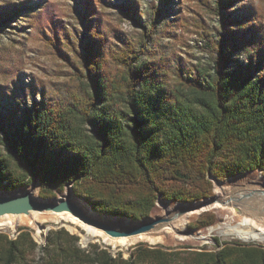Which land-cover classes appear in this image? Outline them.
Returning a JSON list of instances; mask_svg holds the SVG:
<instances>
[{
	"label": "trees",
	"instance_id": "obj_1",
	"mask_svg": "<svg viewBox=\"0 0 264 264\" xmlns=\"http://www.w3.org/2000/svg\"><path fill=\"white\" fill-rule=\"evenodd\" d=\"M227 1H214L221 30L204 40L210 72L203 76L195 69L186 77L177 67L173 86L155 78L143 40L105 47L106 35L92 28L93 9L86 3V41L79 44L64 29L62 35L83 69L86 89L68 102L42 94L29 106L23 100L0 112V190L37 179L39 197L48 199L71 182L74 195L93 211L140 220L159 195L176 202L210 197L209 177L225 180L255 170L264 177V59L229 68L245 39L229 28L237 22L225 15ZM22 10L15 3L1 5L0 31L10 29ZM105 63L117 70L106 71ZM77 242L63 230L41 246L27 232L15 239L0 233V264H264V248L237 243L215 251L145 249L123 259L95 244L81 249Z\"/></svg>",
	"mask_w": 264,
	"mask_h": 264
},
{
	"label": "rangeland",
	"instance_id": "obj_2",
	"mask_svg": "<svg viewBox=\"0 0 264 264\" xmlns=\"http://www.w3.org/2000/svg\"><path fill=\"white\" fill-rule=\"evenodd\" d=\"M214 1L0 0V6L15 3L24 9L20 11L18 18L13 19L10 29L3 27L0 31V112L21 105L23 100L29 106L33 99L40 101L42 94L62 103L85 91L87 82L81 75L83 69L69 46H64L62 35L64 29L71 36L76 34L79 44L86 41L87 32L82 17L88 2L93 9V13L89 15L92 18V28L106 35L105 47L123 42L133 46L143 40L148 44V54L154 58L155 78L161 84L168 82L173 86V74L177 67L186 77L192 76L195 69L205 76L211 69L209 51L204 45L205 37L209 34L217 37L221 30L220 19L213 11ZM227 2L229 6L225 15L237 22L228 23L229 28L236 32L238 39H245V43L240 44L239 49L231 55L229 68L233 69L236 64H247L250 60L255 63L258 58L264 59V0ZM156 11L160 14L154 15ZM251 31H254L253 36H250ZM142 33L148 37H142ZM56 48H60V51ZM78 53L85 55L83 49H79ZM104 68L112 73L117 70L116 66H107L106 63ZM162 90L167 91L168 88ZM36 195L39 196V188ZM212 219L211 225L201 226ZM236 223L224 212L210 210L190 219L185 226V229L200 234V241L157 244L139 242L130 246L105 244L99 236L86 234L77 225L65 220L44 221L40 230L22 222L13 228L7 222L0 224V233L15 239L20 233L27 232L37 246H41L51 233L63 230L78 238L77 243L81 249L95 244L114 256L121 254L123 259L145 249H157L166 253L197 252L202 249L215 251L217 245L225 243L264 248V241L244 242L232 232L230 226Z\"/></svg>",
	"mask_w": 264,
	"mask_h": 264
},
{
	"label": "water",
	"instance_id": "obj_3",
	"mask_svg": "<svg viewBox=\"0 0 264 264\" xmlns=\"http://www.w3.org/2000/svg\"><path fill=\"white\" fill-rule=\"evenodd\" d=\"M214 194L191 202H170L159 195L150 215L140 220L107 216L95 212L74 195L72 183L54 198L36 195L39 182L12 191L0 190V224L13 228L26 223L36 230L44 221L65 220L86 234L99 236L103 243L130 246L139 242L157 244L170 241H200V234L185 229L191 217L220 210L237 223L251 224L264 232V177L259 170L245 172L225 180L209 177Z\"/></svg>",
	"mask_w": 264,
	"mask_h": 264
},
{
	"label": "bare ground",
	"instance_id": "obj_4",
	"mask_svg": "<svg viewBox=\"0 0 264 264\" xmlns=\"http://www.w3.org/2000/svg\"><path fill=\"white\" fill-rule=\"evenodd\" d=\"M192 218H194V216L191 217V219ZM230 230L244 242H248L249 240L258 242L264 241V232L255 231L254 227L248 223H236L235 225L230 226Z\"/></svg>",
	"mask_w": 264,
	"mask_h": 264
}]
</instances>
